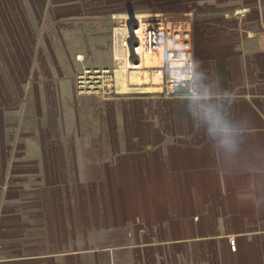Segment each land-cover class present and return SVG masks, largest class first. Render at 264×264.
Wrapping results in <instances>:
<instances>
[{
  "label": "crops",
  "instance_id": "0c3cea01",
  "mask_svg": "<svg viewBox=\"0 0 264 264\" xmlns=\"http://www.w3.org/2000/svg\"><path fill=\"white\" fill-rule=\"evenodd\" d=\"M160 1L191 25L195 93L135 101L107 131L72 130L63 143L47 131L43 143L57 50L76 64L88 56L93 19L78 12L91 4L0 0V119L15 118L22 139L3 167L29 201L0 219V264H264V0ZM200 90L238 126L229 158L197 116ZM57 169L100 189L83 192V223L69 211L40 223L33 185Z\"/></svg>",
  "mask_w": 264,
  "mask_h": 264
},
{
  "label": "rangeland",
  "instance_id": "374dc122",
  "mask_svg": "<svg viewBox=\"0 0 264 264\" xmlns=\"http://www.w3.org/2000/svg\"><path fill=\"white\" fill-rule=\"evenodd\" d=\"M87 3L91 4L90 7L81 8L78 15L93 19V22H87L92 31L89 33V43L87 42L89 53L88 56L77 57L79 64H76L69 60L67 52L57 50L56 60L61 68L58 70L57 66L55 92L50 96L48 105L41 104V108L38 106L40 116L49 120L43 122L42 130L40 129L42 136L39 138L43 143L46 142L47 131L48 135L55 136L56 143L65 142L72 130L77 133L94 129L107 131L112 126L110 114L125 111L135 101L143 103L153 97L173 98L179 88L194 94L189 85L169 87L168 82L172 78L176 80L177 76L169 71L166 59L160 69L155 67L147 70L148 80L144 85L139 84L140 76L136 75L137 71L129 69V65L138 64V60L132 58L130 49L137 46L136 43L132 44L131 30L136 29L133 20L138 15L161 14L171 21L172 25L167 27L172 28L183 23L174 16L175 13H165L160 8V0H83V4ZM95 28L98 32L94 34ZM90 71H100V74L105 72L113 81L104 77L99 80L101 85L97 86V83L92 82L95 78H92L89 80L94 85L87 84L90 87L80 88V73ZM155 72H162L159 81ZM2 120L0 119V219L4 213L16 214L18 208L29 205L25 196L21 198L17 194L22 189V182L17 177L16 169L3 167L6 159L16 158L17 138L18 146L22 145L21 137L16 135V120L14 118L7 121L8 126ZM5 126L8 128L5 129ZM59 170L61 169L56 172L61 177H57L55 181L44 179L33 185L34 191L39 192L38 206L35 207L39 208L37 213L40 214V223H62L64 213L67 216L69 212L74 223H83V192L89 187L94 195L100 189H95V185H83L71 178H64ZM91 203L92 206L95 205V202Z\"/></svg>",
  "mask_w": 264,
  "mask_h": 264
},
{
  "label": "bare ground",
  "instance_id": "6f19581e",
  "mask_svg": "<svg viewBox=\"0 0 264 264\" xmlns=\"http://www.w3.org/2000/svg\"><path fill=\"white\" fill-rule=\"evenodd\" d=\"M133 22L136 25V29L131 30V38L132 44L136 43L137 46L130 49L132 58L138 60V64L129 65V69L137 71L136 75L140 76L139 84L144 85L148 80L147 70L155 67L160 69L163 66L165 53H167L165 51V43L174 52L179 49V45H176L175 32L164 27L161 14H153L151 16L146 14L138 15ZM161 73L155 72V76L159 77L157 78L158 81ZM176 75L179 74L176 73Z\"/></svg>",
  "mask_w": 264,
  "mask_h": 264
},
{
  "label": "built area",
  "instance_id": "2783aa9c",
  "mask_svg": "<svg viewBox=\"0 0 264 264\" xmlns=\"http://www.w3.org/2000/svg\"><path fill=\"white\" fill-rule=\"evenodd\" d=\"M164 27L170 29V31H174L175 37L177 38V44L179 45V49L174 52L169 48L168 44L165 43V59L168 65V69L171 73H178L176 75V80L171 79L168 82L169 87L173 88L175 85L178 86L181 84L183 87L189 85L192 88V92L195 93V58L193 55V44H192V30L191 25L189 23H178V26L175 27H167L171 23L169 19L165 16H162ZM172 25V24H170ZM177 28V29H176ZM167 42V41H166ZM172 56V57H170ZM100 71H90L85 72L79 75V85L80 88L85 89L86 86L94 85L90 83L89 79L95 78L94 83L100 84V79L104 77L108 81H113L111 77L105 75L104 73L100 74ZM95 75V77H94ZM89 84V85H87ZM90 87V86H89ZM96 87V86H92ZM110 88V87H109ZM110 90H112L110 88ZM230 246L232 251H236L237 243L235 239H229Z\"/></svg>",
  "mask_w": 264,
  "mask_h": 264
},
{
  "label": "clouds",
  "instance_id": "9594fccd",
  "mask_svg": "<svg viewBox=\"0 0 264 264\" xmlns=\"http://www.w3.org/2000/svg\"><path fill=\"white\" fill-rule=\"evenodd\" d=\"M205 95L203 90L197 92L199 101L197 116L205 127L214 147L226 158H229L239 150L238 126L230 123L221 110L208 104L204 100Z\"/></svg>",
  "mask_w": 264,
  "mask_h": 264
}]
</instances>
